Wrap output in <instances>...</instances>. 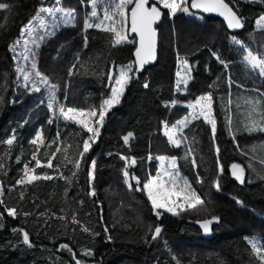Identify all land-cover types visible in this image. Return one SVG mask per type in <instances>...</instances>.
<instances>
[{"label":"trees","instance_id":"16d2710c","mask_svg":"<svg viewBox=\"0 0 264 264\" xmlns=\"http://www.w3.org/2000/svg\"><path fill=\"white\" fill-rule=\"evenodd\" d=\"M54 1L0 0V5L8 6L0 8V264H75L76 259L83 264H259L245 241L249 231L233 230L222 217L234 193L264 209V164L260 162L264 150H250L264 144V139L239 148L235 145L238 138L256 132L245 127L251 111L246 101L264 102V80L243 60L246 50L264 56V29H253L264 15V0H226L244 25L243 31L235 34L227 33L216 20L183 13L169 19L162 10L156 64L142 72L133 68L121 102L107 112L100 135L94 143L90 141L78 171L74 161L90 134L58 116L56 109H99L109 98L112 81L108 76L114 75L117 67L132 64L134 42L113 46L110 34L82 30L90 0H61L62 7L73 13L74 26L59 30L40 46L35 71L47 83L40 92L28 91L19 82L18 64L10 47L39 9L52 7ZM179 57L189 65L191 79L187 88L174 94L173 73ZM52 86L55 111L46 107ZM209 93L216 120L215 139L205 131L201 118L184 129L187 140L179 148L169 145L159 132L162 124L171 126L185 117L188 109L168 104H191ZM253 115L259 121V116ZM41 133L45 144L40 146L38 158L43 163L45 153L55 152L52 168H35L32 160L38 146L31 141ZM128 133L133 135L125 144L123 138ZM13 135L12 145L4 143ZM217 146L223 174L217 164ZM189 148L192 153L186 157ZM161 156L176 159L179 176L201 199L209 180L214 186L219 179L221 204L216 213L204 218L219 220L210 225L209 232L195 226L199 219L187 216H180L172 226L162 224L146 192L136 190L155 175V158ZM92 160L96 167L90 183ZM233 163L245 169L243 184L231 175ZM25 164L35 168L33 174L53 178L18 184ZM125 168L131 190L125 183ZM132 175L139 178V185ZM9 208L16 209L15 217L8 215ZM157 226L162 230L153 240ZM23 232L29 234L31 247L23 243Z\"/></svg>","mask_w":264,"mask_h":264},{"label":"snow or ice","instance_id":"6c2138e0","mask_svg":"<svg viewBox=\"0 0 264 264\" xmlns=\"http://www.w3.org/2000/svg\"><path fill=\"white\" fill-rule=\"evenodd\" d=\"M56 4H60V0H56ZM92 4V12L91 17L97 18L98 22L89 23L85 21V28L95 27L100 29L101 31L111 33L113 46H119L129 41L128 34L134 33L138 36V47L135 50L136 61L135 64L137 67L135 71L138 72L149 62L155 60L156 58V38L157 32L154 28V24H156L164 14L162 9H166L168 14L172 17L176 16L177 13H185L191 15L190 9H198L202 10L205 13H215L226 21L229 29H240L242 28L243 22L242 18L238 16V14L233 10L229 3L226 0H155V3L150 5V0H113V4L104 9L103 18L100 19L97 16V0H91ZM7 5H0V8L6 9ZM114 8V10H112ZM39 12H47L53 15V20L55 21L57 17L54 13H61L60 19L68 25L72 24L74 26V15L72 12H65L62 8L56 7L54 9H46L41 8ZM38 12V16H39ZM118 18V19H117ZM38 24L40 28H45V21L43 19L38 20ZM256 25L260 29H264V16H260L256 21ZM53 27H57L56 24H53ZM25 31L29 36L33 34V28L29 27L26 30H22V35H24ZM54 34V33H53ZM51 35V34H49ZM44 36L33 37L32 43L35 48L40 47V43L38 41H43ZM19 43V41H17ZM29 41L24 40L25 45V53H28L30 50L27 48ZM235 43L240 44L241 42L236 40ZM14 50V49H13ZM247 54L244 55L243 60L246 63V66L249 67L251 71H255L258 75L264 78V56L254 55L252 51L246 50ZM37 53L35 51H31V57H33L31 62V68L33 70L37 69V63L34 59ZM215 55V54H214ZM23 59L25 61L29 60V55L24 54ZM216 59L220 61L221 64L224 65L225 68L228 67L227 63L220 58V56H216ZM182 70L186 73H190V68L187 62H183ZM18 72L23 73V81L24 87L28 88L29 82H31V91L40 92V84L47 83L45 77L41 75V73L37 70L34 73L35 79H33L32 75L28 73L24 68L18 67ZM133 72V66L128 65L127 67L121 68L119 71V75L114 77L113 75H109L108 79L113 81L114 87L111 88V97L103 102L99 109H92L87 112L83 110H78L76 108H65L64 106H59V114L60 116L66 120L71 121L79 125L84 131L90 134L89 138L84 140L82 151L79 154V159L74 161V167L77 171L80 168V162L84 158V154L90 150L91 143L95 142L96 137L100 135L99 129L103 127V123L107 112L118 105L121 102V98L124 95L126 86L129 84L132 76L130 73ZM177 90H180L181 84H183L184 88H187L188 81L191 79L190 75H185L181 77V72H177ZM231 83V81H230ZM144 87L147 88L148 84L145 83ZM261 95H264L262 93ZM175 101L173 105H175ZM249 105H251V111L248 113L246 119L249 121L245 127L246 129L251 131H264V102L261 101H246ZM57 104L56 96H55V86H52L51 94L48 99V108L50 110L55 111V105ZM213 98L211 93L202 95L198 97L194 103L188 105L191 109V112L185 116L183 119L177 120L175 124L169 125L167 123L164 124L165 128V136L168 138L170 144L179 148L181 146L182 141L187 140V136L184 134V129L188 127V124L192 121H196L199 119H203L205 123L211 125L213 139H215L216 133V120L213 115ZM253 114H257L259 116V121L254 118ZM49 123H52L49 120ZM228 123L231 125V117H228ZM97 125L99 127H97ZM132 133H128L123 139L125 144L128 143L129 138L132 136ZM15 140V135L11 138L4 141V143L9 146L13 144ZM33 145H37L36 151L32 154V160L35 161V168L47 167L52 168V161L55 159V152L48 154L45 153L46 160L42 163L41 159L38 158L40 146H44V138L43 134H38L35 139L31 141ZM50 146V145H48ZM239 147V145H237ZM257 148L264 150V144L253 145L251 147V151L255 152ZM55 151H60V149H56ZM217 154V164L219 166L220 174H223V166L219 163V147L216 149ZM192 149L189 148L186 157L191 155ZM242 154H246L243 153ZM121 159L127 160L126 157H121ZM151 159V157H149ZM158 159L161 163V170L157 172L155 176H150L146 183L143 184V188L137 187V191H145L148 197V200L151 202L152 209L155 215L159 218L162 215V212L159 210H163L164 212L170 213L172 215H179L181 211H187L189 209H194L199 205H203L204 201L201 197L191 188V185L183 180L180 176L177 169L176 159L172 158L170 162L165 166L163 163L166 158L161 156ZM261 164H264V160L260 161ZM131 164L135 165L136 160L132 159ZM193 166H196V160L192 158ZM96 167V161H91V169L89 172L90 178L94 179V170ZM251 167V165H249ZM35 168H30L28 164L24 166V175L17 181L20 185H30L34 181L37 180H50L53 177L50 175H36ZM76 173L74 172L73 175ZM125 183H128L129 180V172L127 168L124 170ZM231 174L232 176L238 180L241 184L245 182V169L240 164L233 163L231 165ZM264 179V176L261 177ZM131 179L136 181V184H140V180L135 175L131 176ZM250 182V181H249ZM129 189L131 190L132 185L128 183ZM217 191H220V183L219 179L214 184ZM0 195H3V189L0 188ZM91 195H95V191L91 192ZM238 204L242 205V202L237 200ZM0 204H3V201L0 200ZM9 216L15 217L17 211L15 208L6 209ZM218 217H212L211 219L204 220L201 222V227L205 231V233L210 231V225L213 222H218ZM77 222V221H73ZM78 223V222H77ZM161 228L157 226L154 230V234L152 239L155 240L161 233ZM84 231H88L87 228ZM248 239V243L251 246L252 253L255 255L256 259L259 261V264H264V237H252L246 238ZM23 243L32 246L29 234L27 232H23ZM62 248H66V245H62ZM69 251H71L69 249ZM90 254V253H87ZM75 259V255H73ZM75 264H83V262L79 259H76Z\"/></svg>","mask_w":264,"mask_h":264},{"label":"rangeland","instance_id":"374dc122","mask_svg":"<svg viewBox=\"0 0 264 264\" xmlns=\"http://www.w3.org/2000/svg\"><path fill=\"white\" fill-rule=\"evenodd\" d=\"M151 1L155 3V0H151ZM112 4H113V0H97L96 11H97L98 18L102 19L103 18L104 9L109 7ZM86 5L88 6L89 11L87 12V15L85 16V19H84V22H83V25H82V30L87 29V28H85V21H88L89 23L98 22L97 18L91 17V12L93 10L92 4H91V0ZM56 7L62 8L65 12H69L68 10H66V9H64L62 7L61 3L59 5H57L56 4V0L54 1V4L52 5V7L46 8V9H54ZM41 8H45V7H41ZM112 10H114V8ZM162 10L166 11V13L168 14V11L166 9H162ZM37 14L30 21H28L24 25V27L22 28V30H26L27 28L32 27L33 28L32 36H29L26 31H25L24 35H22V32H21L20 38L17 40V41H19V43H17V41H15L12 44V46L10 47V51H11V53H13L14 58L17 61L18 67L24 68L28 73H30L32 75L33 79H35V76H34L35 70H33L31 68V62H32V59H33V57H31V51H35L37 53L39 48H40V47L38 49L35 48L34 44L32 43L33 37H37L38 38L39 36H44V40L43 41H38L40 43V46H41L44 42H46L48 39L53 37L59 30H61L63 28H67L68 26L72 25V24L66 25L63 22V20L60 19L61 13H54V15L57 17V19L55 21L53 20V15H51V14H49L47 12H39V16ZM177 14H179V13H177ZM183 14H185V13H183ZM185 15L190 16L188 14H185ZM168 17H169V19L173 18L169 14H168ZM39 19H43L45 21V28H40L39 27V24H38V20ZM256 21L254 23V28H253L254 31L263 30V29H260V28L257 27ZM53 24H56L57 27L54 28ZM91 29L100 30V29H97L95 27H92ZM49 34H51V35H49ZM108 34H110L111 42L113 44L112 34L111 33H108ZM24 40H28L29 41V43L27 45V48L30 51L28 53H25ZM129 41L133 42L132 39H129ZM132 42H127V43H132ZM124 44H126V43H124ZM24 54H28L29 55V60L25 61L23 59V55ZM34 59L36 60V57ZM183 62H185V61L181 57L175 59V71L173 73V75H174L173 93L174 94L181 93L183 88H184L183 84H181L180 90H177L176 85H177V80L179 79L177 77V75H176L177 72L178 71L181 72V77H183L185 75H189V73H186L185 71L182 70ZM128 65H130V64H128ZM128 65L117 67L116 68V72H115V74L113 76L117 77L119 75L120 69L124 68V67H127ZM17 75H18L20 84L23 86L24 85L23 73L17 71ZM262 79L264 80V78H262ZM44 87H45V84L41 83L40 84V88L42 89ZM112 87H114L113 81H112V83L110 85L109 98L111 97V88ZM26 89L28 91H31V82H29L28 88H26ZM48 91L50 92L51 89L48 88ZM172 105H173L172 102L168 104L169 107H172ZM188 105L189 104L182 105V104H176L175 103L174 106H183V107L187 108L188 109L187 115H188L191 112V109L188 107ZM46 107L48 108V106H46ZM58 109L59 108L56 109V112H57V115L60 116ZM183 118H181V119H183ZM175 123H173V124H175ZM97 127H99V126L97 125ZM205 128H206L205 131H207L208 134H211V131L209 129V128H211V125L205 123L204 129ZM159 132L163 136H165V134H164V132H165L164 124H162ZM258 137H261V135H259ZM165 138H166L167 142L169 143L168 138L166 136H165ZM169 145L175 147L174 145H172L170 143H169ZM235 145L237 147V145H239V144L236 142ZM237 148H239V147H237ZM165 158H166V160L163 163L166 166L170 162V160L172 158H169V157H165ZM130 162H131V160H130ZM155 162L157 164V169H156V173H155V175H156L157 172H159L161 170V163L162 162L158 159V157L155 158ZM176 171H177V169H176ZM91 179L92 178H90L89 173H88V182L91 183ZM208 183H209V185L205 186L204 189H203V192H202V196H203L202 200L204 201L203 205H199L196 208L189 209L187 211H181L179 215H172L170 213L164 212L163 210H159V211L162 212V215L159 218L156 215L155 216L159 219V221L162 224H164L166 226H172L175 223V221L180 218V216H187V217H190L192 219L208 220V219H204V218L207 217V216H210L213 213H216V211H218L219 206L221 204V199L220 198L222 197V194L219 191L215 190V187L213 186L212 179H210ZM263 186H264V184H263ZM232 198H230V200H229V202H228V204H227V206L225 208V211H224V214H223V217H222V221L224 223L230 225L232 227V229L235 230V231H239V230H247V231H249V233L245 236V241L250 246V244L248 243V239H246V238L260 237L261 234L264 232V220L258 218V216L264 217V209L261 206H259V207L255 206V204H253V203L249 202L248 200L242 198L241 195H239L237 193H234ZM237 200L241 201L242 205L238 204L236 202Z\"/></svg>","mask_w":264,"mask_h":264},{"label":"water","instance_id":"95a60500","mask_svg":"<svg viewBox=\"0 0 264 264\" xmlns=\"http://www.w3.org/2000/svg\"><path fill=\"white\" fill-rule=\"evenodd\" d=\"M151 4H153V3L150 0V5ZM190 11H191L192 14L198 15L200 17L209 18V19H212V20L219 21L223 25V28L226 30V32L229 33V34L240 33V32L243 31V27L240 28V29H229L228 26H227V23L223 19V17H221V16H219V15H217L215 13H205L202 10H198V9H190ZM161 20H162V17H161V19L156 24H154V28L156 29V32H157V38H156V58H155V60H153V61L149 62L148 64H146L143 67V69H141L138 72H142L145 68L152 67V66H154L156 64V61H157V43H158V29L157 28L159 27V25L161 23ZM128 38L129 39H132L133 42H134L133 50H132V65H133V68L135 70V68L137 67V65L135 64V61H136L135 50L138 47L139 38L134 33H129L128 34ZM203 221L204 220H197V221L194 222V224L197 227H201V222H203Z\"/></svg>","mask_w":264,"mask_h":264},{"label":"crops","instance_id":"0c3cea01","mask_svg":"<svg viewBox=\"0 0 264 264\" xmlns=\"http://www.w3.org/2000/svg\"><path fill=\"white\" fill-rule=\"evenodd\" d=\"M259 135H261V137H258ZM261 139H264V131H256L253 134L246 135L244 137H240V138H238V140H236V142L240 146H247L256 140H261Z\"/></svg>","mask_w":264,"mask_h":264},{"label":"built area","instance_id":"2783aa9c","mask_svg":"<svg viewBox=\"0 0 264 264\" xmlns=\"http://www.w3.org/2000/svg\"><path fill=\"white\" fill-rule=\"evenodd\" d=\"M209 129H210V131H211V134H213V133H212V129H211V128H209ZM263 187H264V186H263ZM258 218L264 220V217H262V216H258Z\"/></svg>","mask_w":264,"mask_h":264}]
</instances>
